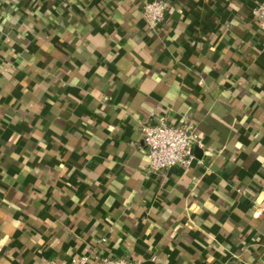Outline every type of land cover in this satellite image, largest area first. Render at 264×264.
<instances>
[{
    "label": "crops",
    "instance_id": "0c3cea01",
    "mask_svg": "<svg viewBox=\"0 0 264 264\" xmlns=\"http://www.w3.org/2000/svg\"><path fill=\"white\" fill-rule=\"evenodd\" d=\"M150 1L0 0V264H264L263 0ZM184 114L204 148L150 171Z\"/></svg>",
    "mask_w": 264,
    "mask_h": 264
},
{
    "label": "built area",
    "instance_id": "2783aa9c",
    "mask_svg": "<svg viewBox=\"0 0 264 264\" xmlns=\"http://www.w3.org/2000/svg\"><path fill=\"white\" fill-rule=\"evenodd\" d=\"M143 17L152 29L159 28L167 15L165 0H152L145 4ZM255 18L260 23L264 35V0L253 10ZM143 142L149 158V170L154 173H166L174 166L189 167L195 160L193 149L195 146L204 148L203 137L200 136L196 123L184 114L180 123L172 125L166 116H160L156 121H144L141 124ZM199 163H202L200 160ZM87 257L72 264L84 263ZM98 264H136L126 257L106 256Z\"/></svg>",
    "mask_w": 264,
    "mask_h": 264
},
{
    "label": "trees",
    "instance_id": "16d2710c",
    "mask_svg": "<svg viewBox=\"0 0 264 264\" xmlns=\"http://www.w3.org/2000/svg\"><path fill=\"white\" fill-rule=\"evenodd\" d=\"M168 6H169V5H167V10H168Z\"/></svg>",
    "mask_w": 264,
    "mask_h": 264
}]
</instances>
